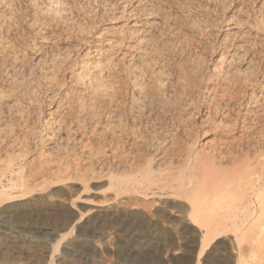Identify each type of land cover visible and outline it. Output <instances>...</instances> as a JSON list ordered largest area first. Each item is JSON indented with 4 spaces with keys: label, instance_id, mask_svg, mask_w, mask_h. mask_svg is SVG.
<instances>
[{
    "label": "bare ground",
    "instance_id": "obj_1",
    "mask_svg": "<svg viewBox=\"0 0 264 264\" xmlns=\"http://www.w3.org/2000/svg\"><path fill=\"white\" fill-rule=\"evenodd\" d=\"M136 1L134 9L141 10L147 16L146 21L140 20L133 11L129 14L123 11L119 16V20H124L123 24L102 29L105 40L114 35L107 41L109 46L115 47L113 50L119 53L128 47V51H122V56H115L116 51L112 48H99L96 50L99 57L85 61L75 71L70 69L72 72L69 74L63 71L62 77L58 73L60 66L53 64L50 80L57 93L51 95L48 113L39 129L31 126V114L22 112L23 104L18 106L22 107L21 114L20 108L10 105L11 101L0 95V205L4 207L1 212L4 216L10 207L30 209L29 205L33 210L50 212L56 216V222L63 223L62 230L67 231L62 240L72 233H78L71 241L77 246H88L92 242L91 238L83 236L84 233L94 237L103 230L105 221H116L122 225L129 239L126 236L121 248L112 253L129 256V259H147L152 264H264V91L255 93L246 90L248 93L245 91L244 95L241 90L244 97H239L241 92L236 89L239 71L232 72L236 67L235 59L250 61L255 55L248 48V39L233 44L229 42L231 34L225 35V46L212 72L214 82L206 86L205 91L202 89L203 94L208 93L203 98L208 104L203 112L205 118H201L202 121L191 120L190 125L185 123L184 127L189 132L186 133L187 139L180 143L179 129L174 131L172 127L163 132L159 131V126L154 128L155 125L151 123L152 128L148 126L151 117L148 119L149 115H146L145 103L154 104L158 102H154L157 97L165 96L168 82L165 74L169 67L166 68L165 62L162 65L149 62L152 60V57L149 58L152 54H149L153 52L148 51L149 42L154 28L160 23L155 12L160 9L155 11L154 1V4L150 0ZM262 17L251 23L263 26ZM235 31H230L235 37L243 33ZM252 34V31H246L242 36L253 38V46L264 43V37L261 36L262 41L258 40V32L254 34L255 37ZM244 65L245 68L253 67ZM46 76H50L49 72ZM67 77L71 79L70 84L62 82ZM150 78L155 79L151 81ZM210 78L211 74L208 82ZM246 79L243 77L242 84ZM182 90L185 91V88ZM182 90L173 95L180 104L184 99V96L181 98ZM24 93L23 96H26ZM185 104L181 106L188 110ZM234 111L236 114H233ZM41 113L44 114L43 111ZM191 114L193 116L195 113ZM251 114H256L253 121L257 126L248 124ZM177 118L180 121L183 117ZM260 120L262 123L258 125L257 121ZM205 127L210 130L211 137L198 144V135L208 131ZM148 131L149 134L152 132L151 136H146ZM168 134L172 138L170 135L167 137ZM96 181L106 183L108 191L100 189V185L92 187ZM70 184L83 188L78 197L73 198L75 193ZM92 192L101 199L88 197ZM66 195L70 196L68 204L59 201V205L45 200L49 196L51 199ZM29 197L34 198L31 204L30 199L27 200ZM16 201L18 203L13 204ZM79 203L94 204L99 213L96 217L93 215L85 219V212ZM133 206L139 210L131 211ZM168 221L178 224L169 228L165 226ZM175 235L180 242L173 248L177 252L168 254L167 249L163 255L158 245H166ZM7 243L4 246L8 251H4L5 257L0 264H36L39 261L55 264L50 248L40 251L37 244L32 247L22 237ZM2 245L0 243V249ZM23 253L29 256L21 259ZM11 259L16 260L11 262ZM129 259L118 261L117 258L115 262L111 259L112 262L108 263V260L107 264H128Z\"/></svg>",
    "mask_w": 264,
    "mask_h": 264
},
{
    "label": "rangeland",
    "instance_id": "obj_2",
    "mask_svg": "<svg viewBox=\"0 0 264 264\" xmlns=\"http://www.w3.org/2000/svg\"><path fill=\"white\" fill-rule=\"evenodd\" d=\"M151 1L153 4L155 2L154 4L156 8L155 11L157 9L158 10L160 9L159 11L155 12L157 13L156 17L160 19V23L156 26V28H154L155 30L152 35L153 37L150 39L151 42H149L148 51L151 50L153 51V52L151 51L152 53L149 52L150 53L149 55L152 54L151 56H149V58L152 57V60L150 59L149 62L150 63L152 62V64L154 65L155 64L162 65L163 62L166 63V68L169 67V69L167 68L166 71L167 73L165 74L166 77L165 80L168 82L166 83L164 81V83H166L167 85L169 84L168 85L169 87L166 85L167 95L164 94L165 96H163V98L159 97L161 101H163V99L165 98L167 99V101L165 99V101L161 102L157 97L156 98L157 100L155 99L154 102L156 101L158 102L156 103L153 102L154 104H151L150 102L147 101V103H145L146 115L147 114L149 115L147 116L148 119L149 117H151L150 118L151 121L149 120L148 126L149 128H152L153 124L155 125L154 128H157L156 126H159L158 127L159 131L164 130L163 132L169 130L167 128L171 129L172 127L173 130L179 129L178 133L181 135V137L179 138L180 140L179 139L178 140L180 141V143H183V141H185L188 136L186 135V133L188 134L189 132L184 127L185 123L189 124L190 121L191 120L193 121L194 119H198L202 121V119L205 118L203 117L204 116L203 112H205L206 110L205 108H207L208 104L206 100L204 102L203 98L207 96L208 93L204 92L203 94V90L205 91L206 86L209 87V85L214 82V80H212L213 68L216 67L217 59L220 57L221 52L223 51V48L225 46V42H224L226 37L225 35L227 33L231 34L232 37L230 36L229 42L233 44L241 43L242 39L243 40L248 39L247 42L249 46L248 48L251 49L250 52L253 53V55L254 54L256 55V56L252 55L253 56V58L251 59L252 61L251 60L247 61L242 58H240V60L242 59L244 61L242 60L236 61L235 59L234 62L236 67L235 66L234 67L237 70L233 67L235 71H233L234 70L233 69L232 72L236 73L239 71V73L242 74V76L241 74L239 76V73L237 74L238 76L236 79H238L239 77L242 79L239 78L236 81L237 83L236 89L237 90L239 89L240 90V91L238 90L239 92H241L242 90L243 93L246 90L248 92H255V93H260L261 91H264V85H263L264 84V49H263L264 43L263 44L257 43V46L256 44L253 46L252 43V41H254L253 38H248L249 36L247 35L242 36L246 31H250V32L252 31L253 33L252 37H255L254 34L258 32V34L260 35L258 40L260 41L263 40L262 37H264V32H263L264 24H261L263 25L261 26L263 29H261V27L255 24L253 25V23L251 22H254L255 19L256 21H259L257 18L260 17L261 19V16H264V14L261 15L262 13H264L262 12L264 11V6H263L264 0H150V3ZM157 4L159 6H157ZM136 5H137L136 0H55V1L54 0L51 1L50 0H0V46H1L0 62L2 63V64L0 63V95L2 94L4 95V96L1 95L2 97H7L9 99V102L11 101L10 105L12 106L15 105L17 106L16 108H18L19 105L23 104L25 107L22 105L23 111L21 110L22 107L21 108L19 107L20 108V109L18 108L20 110L19 112L21 113L22 111L28 115L31 114L30 115L32 117V118L30 117L31 118L30 124H32L31 126H34L35 128L39 129L44 124L42 122L45 121L44 118L48 113L49 110L48 107L51 101L50 98H52L55 95V94L53 95V93H57L56 87L54 89L53 84L50 80L52 78L51 76L52 74L50 73L54 69L53 64L57 63L56 64L57 67L60 66L58 67L59 68L58 73L61 74L62 77L64 76L65 71H66L65 74H69L70 72L79 69V67L85 61L99 57V54L96 51L97 49L104 47V49L109 48L111 50L112 48L113 50V48L115 47L109 46L107 44L108 43L107 41L109 38L113 37L114 35L112 34L111 36H109V38L107 37L108 38L107 40H105V37L104 36L102 37L103 35L102 29H104L107 26L110 27L113 25L123 24L124 20L122 21L121 18H120L121 20H119V16H121V13H123V11H125V13L128 14L133 11L132 13H135L140 20H142L143 22L146 21L147 16H144L143 12L140 9H139L140 11L134 9ZM263 18L264 17H262V19ZM236 23L238 25H236ZM231 26L232 27L236 26L237 28L235 27L231 28ZM234 29L238 30L239 33L243 32L242 35L238 37L233 36L232 33L237 32ZM155 47L157 48L158 52L156 51ZM114 50L116 51L115 56H122L123 53L122 51L126 52L129 49L128 47H124L119 53L116 49ZM89 51L91 53L87 55ZM154 57L155 60L153 59ZM246 59H250V58H246ZM250 62H254V63H250ZM244 64H248L249 66L252 65L253 67L250 66L252 69L250 67L245 68L246 66ZM50 66H52V68ZM225 67H228V65H226ZM48 69L50 71H48ZM252 70L255 71L253 72ZM48 72L50 76H46ZM243 73L247 74L249 79ZM210 74H211L210 79L212 81L210 80V82H208ZM252 75L254 76V78ZM255 75L257 76V78L255 77ZM243 77L245 79L247 78L245 80L247 83L244 81V83L242 84ZM150 79L151 81H153L155 78L154 79L150 78ZM253 79L257 80L256 83L254 82ZM247 80L252 84L248 85L250 83ZM62 82H65L66 84L67 83L70 84L71 79L67 77V80H64ZM182 86L185 87L182 88ZM195 86H197L196 89ZM52 87L54 89V92ZM184 88L185 91L182 90ZM197 88H199L200 90L198 91ZM26 90L32 93L28 94V91L26 92ZM180 90H182L181 98L184 96L183 97L184 99H182V101L184 102L186 99L189 100L188 101L189 104L187 103V100L185 101L186 104L185 102L182 103L181 101L182 105L183 104L186 105V106L184 105L185 109L189 108L188 110H184V107L182 108L179 101L176 102L175 99L176 96H173L175 95V93H177L176 91L180 92ZM24 91L26 94L24 93ZM173 91L175 92L173 93ZM247 91L245 93H248ZM242 92L239 93L240 95L238 94L239 97L241 96L244 97L245 93L244 95H242ZM23 93L26 96H23ZM30 94L32 95V97ZM198 94L200 95L198 96ZM28 95L31 97V99L29 98ZM169 95H172L173 97ZM193 98L194 99L196 98L195 99L196 101L199 99V102L197 101L196 103V101ZM172 99H174L175 103L177 104H175L174 101H172ZM12 101L15 103L12 104L13 103ZM129 101L130 98L128 102ZM17 103L19 104L16 105ZM149 104L153 107L149 106ZM204 104L207 105L205 106ZM193 107L195 108L194 111L192 110ZM16 108L15 110H18ZM38 109L43 111L44 114L41 113L40 110L38 111ZM179 109H181L183 113H181L182 111H180ZM197 109H199L198 113H197L198 111ZM25 111H28L30 113ZM185 111L188 112L189 114L186 113ZM200 112L202 113L200 114ZM235 112L236 111H234L233 114H236ZM191 113L197 114V118L194 117L196 116L195 114L192 116ZM188 115H191L193 119H191L192 117ZM253 115L255 116L256 114ZM253 115L251 117L248 116V121H249L248 124L250 123L251 125V123H253L252 125L257 126L254 123L255 121H253V117H254ZM177 117L180 118L183 117L182 118L183 121L182 119L178 121ZM158 121L161 125H159V123H156ZM259 122L257 121L258 125H261L262 121L260 120ZM163 123H165L166 126H164ZM160 126H162V128ZM206 128L207 127H205V129ZM200 130H202V128ZM206 130H208V128ZM149 132L150 131L146 132L148 133L146 136H151L152 132L150 134ZM162 134L160 137H162ZM169 135L170 134H168L167 137ZM210 135H211L210 130H208L207 132H203L202 135L200 133V135H198L197 138L199 140L198 144L204 143L205 141L210 139L209 138L211 137ZM167 137H166V141L169 142V139H167ZM97 185L98 186L100 185L101 187L100 189L104 188V190L108 191L107 189L108 185L106 183L105 184L104 182L97 183V181L92 183V187H98ZM69 187L73 189L72 190L73 194L75 193L73 198L78 197V195L83 191V188L77 184H70ZM89 195L90 196L88 197H92L95 200L101 199V197L99 196L97 197L93 192ZM69 197L70 196L67 195L63 197L60 196V198L59 196H55L54 198L51 197V199H49L50 198L49 196L46 197L45 200L47 202L48 201L50 203L54 202L60 205L59 201L62 202L61 204L63 203L65 204V202H67L68 204V202H70ZM29 199H30L29 201L30 204L33 203L32 199L34 198L29 197L27 200ZM16 203L18 202L16 201L13 204ZM9 204H6V206ZM79 206L80 207L82 206L81 208H83L85 212V219L93 217V215L96 217L97 214L99 213L97 211L96 205L94 204L85 205L83 203L82 204L79 203ZM3 208L4 207L0 205V212L2 211L1 209ZM10 208H11L10 211H7L6 212L7 214L4 213L5 214L4 216L2 212L0 213L2 215V216L0 215L1 217L0 243L1 245L5 243L2 245L3 250L0 249V251L2 250L3 252V255L2 252H0V257L2 259V260L0 259V261L4 260L5 257L4 251H8L4 245H6L8 241L9 242L7 244L11 243V241L16 240L17 237H20V239L22 237V239L26 240L28 242L27 244L29 245L31 244V246L37 244L39 248L38 250L40 251H42L44 248H50V250L52 251V256L54 253L55 264H102V263L107 264L108 260H109L108 263L112 262L111 259L113 260V262H115L117 258L118 261H120V259L123 260L124 258L129 259V256L121 257V255L112 253L114 250L116 249L118 250L121 248V245L124 243L123 241L126 236L129 239V235L122 230V225H120L116 221L113 222L110 221L109 223L105 221L106 224L102 225L103 230L100 231V233L102 234L99 233V235L97 234L94 237H91L90 234L84 233L83 236L92 239L91 242L92 245L90 243L88 244V246L84 244H80L77 246L74 245L71 241H73L74 237L78 235V233L77 232L72 233L69 236H67V238L65 237L66 239L62 240L61 238H64L62 236H64L67 231H65V229L62 230L63 223L56 222L55 219L56 216L52 215V213L50 214V212H46V211L42 213V210L34 209L36 211L35 212L33 210V207L32 206L30 207V205L28 206V208L30 209H27V207H17V206ZM131 208H130L131 211L133 210L135 211L136 209L139 210V208L136 206H133ZM1 219H5V220H1ZM171 223L174 226H172ZM177 224L178 222L176 221H168V223L166 222L165 226L169 228L172 227L174 228L176 227ZM52 231L55 232V234L52 233ZM60 231L62 232L59 233ZM14 236L17 237L15 238ZM175 238L176 235L174 239L169 240L166 243V245L163 244L158 245L160 250H162L163 255L167 253V249L169 251L168 254H173L177 252L173 248H176V246L180 244V242H178L179 240L178 238L176 239ZM59 242H61V244ZM56 249L58 250V252H56L57 251ZM178 255L180 254H177L176 256ZM21 256H22L21 259H25V257H28L29 255L23 253L21 254ZM49 258H51V256ZM49 258L48 260H50ZM14 260L16 259H11L10 261L14 262ZM149 262L150 261H148L147 259L143 260V259H137V258L135 259L131 257L129 259L128 264H152L151 262L150 263ZM40 263L43 264V262L40 261L37 262L36 264H40Z\"/></svg>",
    "mask_w": 264,
    "mask_h": 264
}]
</instances>
